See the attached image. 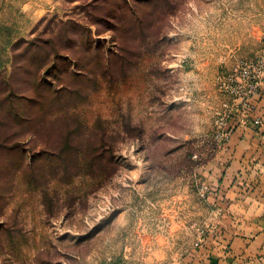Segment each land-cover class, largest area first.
Returning <instances> with one entry per match:
<instances>
[{
    "label": "rangeland",
    "instance_id": "374dc122",
    "mask_svg": "<svg viewBox=\"0 0 264 264\" xmlns=\"http://www.w3.org/2000/svg\"><path fill=\"white\" fill-rule=\"evenodd\" d=\"M263 51L264 0H0V264L199 246L219 78Z\"/></svg>",
    "mask_w": 264,
    "mask_h": 264
},
{
    "label": "crops",
    "instance_id": "0c3cea01",
    "mask_svg": "<svg viewBox=\"0 0 264 264\" xmlns=\"http://www.w3.org/2000/svg\"><path fill=\"white\" fill-rule=\"evenodd\" d=\"M260 86L252 112L260 123H238L204 168L202 243L166 264H264V77Z\"/></svg>",
    "mask_w": 264,
    "mask_h": 264
},
{
    "label": "built area",
    "instance_id": "2783aa9c",
    "mask_svg": "<svg viewBox=\"0 0 264 264\" xmlns=\"http://www.w3.org/2000/svg\"><path fill=\"white\" fill-rule=\"evenodd\" d=\"M264 77V54L241 60L227 75L219 78L220 89L230 96L214 119L213 135L218 143L224 144L241 121L251 119L260 123L259 117L253 116L254 96L261 88ZM199 193L204 196L209 188L199 186Z\"/></svg>",
    "mask_w": 264,
    "mask_h": 264
},
{
    "label": "trees",
    "instance_id": "16d2710c",
    "mask_svg": "<svg viewBox=\"0 0 264 264\" xmlns=\"http://www.w3.org/2000/svg\"><path fill=\"white\" fill-rule=\"evenodd\" d=\"M9 143V144H8ZM7 144V145H6ZM14 144V143H13ZM11 144L10 142H6V141H0V150H4V149H8L10 147H14V145ZM6 145V146H5ZM55 155V153H53ZM91 162H93V157L91 159Z\"/></svg>",
    "mask_w": 264,
    "mask_h": 264
}]
</instances>
